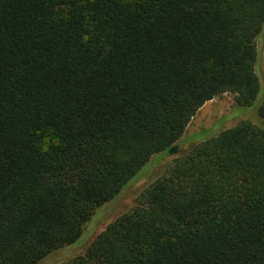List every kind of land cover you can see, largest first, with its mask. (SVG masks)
I'll return each mask as SVG.
<instances>
[{"label": "trees", "instance_id": "obj_1", "mask_svg": "<svg viewBox=\"0 0 264 264\" xmlns=\"http://www.w3.org/2000/svg\"><path fill=\"white\" fill-rule=\"evenodd\" d=\"M263 29L264 0H0V264L78 241L207 101L251 106ZM60 264H264V128L194 144Z\"/></svg>", "mask_w": 264, "mask_h": 264}, {"label": "rangeland", "instance_id": "obj_2", "mask_svg": "<svg viewBox=\"0 0 264 264\" xmlns=\"http://www.w3.org/2000/svg\"><path fill=\"white\" fill-rule=\"evenodd\" d=\"M257 50L256 72L261 86L251 106L240 105L233 92H225L207 101L198 110L182 137L177 141L180 145L179 154L164 151L153 155L137 178L131 181L115 199L100 209L95 220L86 227L78 241L52 251L36 264H60L83 254L98 233L118 216L130 210L137 203L142 190L161 175L178 155L189 150L194 144L215 136L223 129L233 127L242 121H250L264 128V119L258 112L259 106L264 100V29L257 38Z\"/></svg>", "mask_w": 264, "mask_h": 264}]
</instances>
